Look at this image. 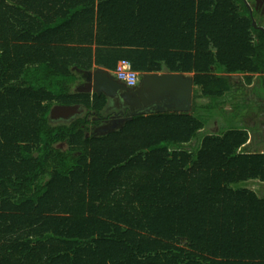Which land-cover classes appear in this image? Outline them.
Here are the masks:
<instances>
[{"label": "trees", "instance_id": "trees-1", "mask_svg": "<svg viewBox=\"0 0 264 264\" xmlns=\"http://www.w3.org/2000/svg\"><path fill=\"white\" fill-rule=\"evenodd\" d=\"M121 60L192 74V110L101 136L50 119L101 113L82 72ZM236 74L264 95L256 0H0V264H264V195L241 185L264 182V151L203 132Z\"/></svg>", "mask_w": 264, "mask_h": 264}, {"label": "water", "instance_id": "water-1", "mask_svg": "<svg viewBox=\"0 0 264 264\" xmlns=\"http://www.w3.org/2000/svg\"><path fill=\"white\" fill-rule=\"evenodd\" d=\"M255 24V22H254ZM84 83L81 92L103 95L106 97V109L112 101H120L125 106L135 108L122 120L116 129H121L125 123L136 115L165 112H190L193 105L194 81L192 74L173 73H143L136 86H128L116 78L109 70L99 67L82 72ZM89 113L88 108L81 104H56L50 111V119H70L76 115ZM113 130V131H114Z\"/></svg>", "mask_w": 264, "mask_h": 264}, {"label": "rangeland", "instance_id": "rangeland-1", "mask_svg": "<svg viewBox=\"0 0 264 264\" xmlns=\"http://www.w3.org/2000/svg\"><path fill=\"white\" fill-rule=\"evenodd\" d=\"M256 6L262 10L264 9V3H256ZM232 80L234 81L232 92L222 99L219 108L213 110L214 114L209 119L203 132L220 133L224 128L229 127L226 122L228 119L233 122L230 125L245 128L244 125L247 124L250 127H254L253 132L255 134L260 135L261 132L259 133V131L264 129V121L260 119L262 116L259 111L254 110L257 104L263 103L255 99V88L258 85L257 75H254L253 78V83L256 82L255 85L247 84L243 74L233 75ZM209 102V99L197 98L198 105L208 104ZM256 113H258V116H256ZM203 114L208 117L209 112L203 111ZM235 118H241L242 120L237 121ZM241 123L245 124H242V126ZM198 144L199 138H195L189 147L195 148ZM241 185L250 187L259 194H264V185H260L258 181L243 182Z\"/></svg>", "mask_w": 264, "mask_h": 264}, {"label": "flooded vegetation", "instance_id": "flooded-vegetation-1", "mask_svg": "<svg viewBox=\"0 0 264 264\" xmlns=\"http://www.w3.org/2000/svg\"><path fill=\"white\" fill-rule=\"evenodd\" d=\"M84 83V80L80 82L78 85V89L82 88V84ZM136 110L135 108H131L129 106H125L122 102H114L112 101L110 105L103 109L101 113H94L89 112L81 115H76L70 119H60L55 120V122H70L74 120L77 117H86L88 120V128H89V134L95 135V136H101L105 135L109 132H112L114 129H116L117 125L120 121L128 118V115L132 113V111Z\"/></svg>", "mask_w": 264, "mask_h": 264}, {"label": "crops", "instance_id": "crops-1", "mask_svg": "<svg viewBox=\"0 0 264 264\" xmlns=\"http://www.w3.org/2000/svg\"><path fill=\"white\" fill-rule=\"evenodd\" d=\"M259 2H261V4H262V3H264V0H257L256 1V3H259ZM256 7L260 9V7H258V6H256ZM263 11H264V9H263ZM255 83L256 82H254L251 85H255ZM79 84L80 83H78V85ZM256 88L257 89H256V92H255V99L257 101H262L263 103L262 104H260V103L257 104L255 106L254 110H256V111L258 110L259 111V113L262 116V117H260V119L262 121H264V105H263L264 104V95H262L261 91L258 89V85H257ZM256 116H258V113H256ZM235 120H237V121L240 120L241 121L242 119L241 118H235ZM226 122H227V125L229 124L228 126H230V124L233 123L232 121H230L228 119L226 120ZM242 124H245V123H241V125ZM244 126H245L244 129H246L248 131V133H249V140H248L247 144L244 146V148L246 149V151H250V152H263L264 151V129H262L261 131H259V133L261 132L260 135H257V134H255L253 132L254 131V129H253L254 127H250L247 124H245ZM258 182L260 183V185H264V182H260V181H258ZM260 195H264V194H260Z\"/></svg>", "mask_w": 264, "mask_h": 264}, {"label": "built area", "instance_id": "built-area-1", "mask_svg": "<svg viewBox=\"0 0 264 264\" xmlns=\"http://www.w3.org/2000/svg\"><path fill=\"white\" fill-rule=\"evenodd\" d=\"M112 73L128 86H136L141 78V73L133 70L131 64L126 60L119 61L117 69Z\"/></svg>", "mask_w": 264, "mask_h": 264}]
</instances>
